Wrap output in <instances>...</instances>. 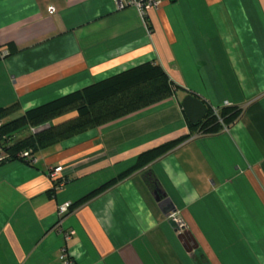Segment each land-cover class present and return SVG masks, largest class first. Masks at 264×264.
<instances>
[{"label": "crops", "instance_id": "1", "mask_svg": "<svg viewBox=\"0 0 264 264\" xmlns=\"http://www.w3.org/2000/svg\"><path fill=\"white\" fill-rule=\"evenodd\" d=\"M146 17L147 29L115 0H0V108L17 105L6 119L144 62L160 64L178 86L39 148L34 162L1 161L0 264H62L63 247L73 264H264V0H159ZM190 93L241 114L219 132L193 133L181 107ZM188 135L68 210L59 226V205ZM58 165L62 188L48 176Z\"/></svg>", "mask_w": 264, "mask_h": 264}, {"label": "trees", "instance_id": "2", "mask_svg": "<svg viewBox=\"0 0 264 264\" xmlns=\"http://www.w3.org/2000/svg\"><path fill=\"white\" fill-rule=\"evenodd\" d=\"M12 50L15 49L12 47ZM177 89L178 86L168 77L160 64L144 62L29 108L12 119L6 118L16 112L17 105L2 107L0 108V147L5 153L4 159L17 158L25 161L26 159L18 156L19 152L29 149L33 154L43 146L159 102L172 96ZM190 94L197 96L194 93ZM204 104L207 107L204 118L195 125L187 121L189 129L196 134L207 135L219 132L223 127L232 125L241 114V108L235 105H225L214 109L205 102ZM71 113L73 115L69 118L61 119ZM45 122L49 123L47 128L35 133L30 132L29 126ZM22 130H27V135L12 142L13 136ZM189 136L180 137L139 154L130 167L70 204L68 210L78 207L133 172L144 168ZM144 180L152 192L160 194V185L153 174L146 171ZM55 185L54 182V188Z\"/></svg>", "mask_w": 264, "mask_h": 264}, {"label": "built area", "instance_id": "3", "mask_svg": "<svg viewBox=\"0 0 264 264\" xmlns=\"http://www.w3.org/2000/svg\"><path fill=\"white\" fill-rule=\"evenodd\" d=\"M159 0H115L116 6L118 9H123L126 7H133L138 12L139 16L141 17L142 21H144L145 27L147 26L146 22V15L150 8L157 6ZM147 29V27H146ZM1 126V121H0ZM49 126L48 122L35 125V126H29V130L31 133H35L38 131H41ZM31 150H25L18 153V156L21 158L26 159L28 162H34V159L31 154ZM4 159L2 148L0 147V161ZM63 170V167L61 165L55 166L51 168L48 172V176L50 179H52L56 185L57 188H62L64 185V179L61 175V172ZM69 203H64L62 205H59L57 208V214H58V224L61 225V222L63 221V218L68 212ZM168 218L174 222L177 227L180 226L178 223L179 218L175 213H169ZM73 231H64V239L68 240L72 236ZM60 260L62 264H73L72 259L70 258L68 251L65 247L62 248L61 254H60Z\"/></svg>", "mask_w": 264, "mask_h": 264}, {"label": "water", "instance_id": "4", "mask_svg": "<svg viewBox=\"0 0 264 264\" xmlns=\"http://www.w3.org/2000/svg\"><path fill=\"white\" fill-rule=\"evenodd\" d=\"M181 107L187 117V120L193 125L199 123L204 118L207 112V107L204 102L200 98L192 94H188L183 97V99L181 100ZM159 205L167 215L172 211V209L168 206L167 199L160 200ZM178 223L182 224L180 219Z\"/></svg>", "mask_w": 264, "mask_h": 264}, {"label": "rangeland", "instance_id": "5", "mask_svg": "<svg viewBox=\"0 0 264 264\" xmlns=\"http://www.w3.org/2000/svg\"><path fill=\"white\" fill-rule=\"evenodd\" d=\"M67 116H71V114H68ZM65 117V116H64ZM63 117V118H64ZM61 118V119H63ZM60 120V119H59ZM27 134V130H22V131H19L17 132L15 135H14V139H19V138H22L23 136H25Z\"/></svg>", "mask_w": 264, "mask_h": 264}]
</instances>
